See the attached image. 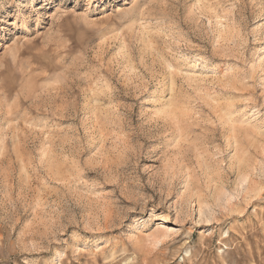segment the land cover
I'll use <instances>...</instances> for the list:
<instances>
[{
  "label": "rangeland",
  "instance_id": "rangeland-1",
  "mask_svg": "<svg viewBox=\"0 0 264 264\" xmlns=\"http://www.w3.org/2000/svg\"><path fill=\"white\" fill-rule=\"evenodd\" d=\"M0 264H264V0H0Z\"/></svg>",
  "mask_w": 264,
  "mask_h": 264
}]
</instances>
